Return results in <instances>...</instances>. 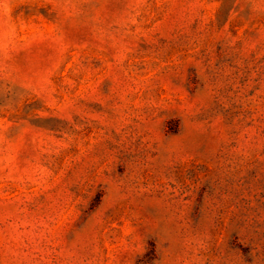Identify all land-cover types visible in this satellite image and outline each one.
I'll list each match as a JSON object with an SVG mask.
<instances>
[{"label":"rangeland","instance_id":"374dc122","mask_svg":"<svg viewBox=\"0 0 264 264\" xmlns=\"http://www.w3.org/2000/svg\"><path fill=\"white\" fill-rule=\"evenodd\" d=\"M0 264H264V0H0Z\"/></svg>","mask_w":264,"mask_h":264}]
</instances>
